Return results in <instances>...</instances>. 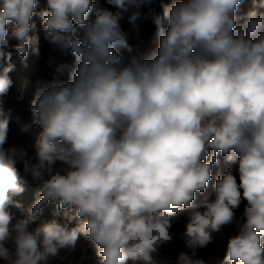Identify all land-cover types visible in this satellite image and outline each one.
<instances>
[{"label": "clouds", "instance_id": "obj_1", "mask_svg": "<svg viewBox=\"0 0 264 264\" xmlns=\"http://www.w3.org/2000/svg\"><path fill=\"white\" fill-rule=\"evenodd\" d=\"M40 3L0 0V97L13 54H39L36 16L74 64L67 79L37 82L23 129H38L30 145L8 146L0 101V264H51L81 238L93 264H151L175 239L177 264H204L198 251L233 223L220 264H264V0L246 13L244 0ZM125 16L136 34L151 20L154 52L129 43ZM219 156L236 169L217 174L213 197L197 204ZM29 180L38 192L24 208L14 197Z\"/></svg>", "mask_w": 264, "mask_h": 264}, {"label": "rangeland", "instance_id": "obj_2", "mask_svg": "<svg viewBox=\"0 0 264 264\" xmlns=\"http://www.w3.org/2000/svg\"><path fill=\"white\" fill-rule=\"evenodd\" d=\"M171 2V0H168ZM44 0L38 5L37 10L44 8ZM156 11H161L159 5H154ZM253 7L251 0H244L241 5V11L246 13ZM142 12H146L147 8H142ZM264 11V9H261ZM37 28L34 32H30V36L39 37V54H33L30 50L27 60H22L18 54H13L12 62L15 65L14 70L9 74L13 84L6 96L0 97L2 106L9 113V135L8 146L21 145L27 146L34 142L38 129L35 127H29L24 131L25 125L31 123L30 105L34 98L37 82L40 80H52V79H67V71H57V68L64 65L63 55L58 49L44 39L43 28L41 18L36 16L33 18ZM140 23L139 33H132L131 25L127 21V17L121 21L122 30L130 33L129 43L134 47L138 46L146 54H151L155 51L158 39L156 36L155 26L151 20H144ZM15 43V41H10ZM117 50L127 56V50L118 47ZM72 56V55H71ZM74 64V57L72 56ZM220 163L217 164V172L212 171L213 180L209 182L206 190L201 193L203 200L206 198H212L214 195V181L217 174H222L227 168L231 167L235 171L236 165L234 163H227L223 156L218 157ZM22 172V169H21ZM202 200V201H203ZM20 203L24 208H28V198L26 195L22 196ZM244 202L240 207L236 209L237 218L241 217L243 212ZM16 215L19 216L18 210H13ZM48 219H56L52 216H48ZM174 233H180L184 230L186 223V214L180 213L172 218ZM237 228L235 224L225 225L221 232L213 234V240L207 245L206 248L199 250L195 258L202 259L204 264H220L223 260L228 239L236 234ZM183 250V244L179 239H175L172 244L165 245L158 249L156 253L152 255L151 264H177V257L179 252ZM95 259L94 250L88 245V242L83 238L79 239L74 249L62 250L60 257L53 260L51 264H93ZM127 264H141V262H134L129 260Z\"/></svg>", "mask_w": 264, "mask_h": 264}, {"label": "trees", "instance_id": "obj_3", "mask_svg": "<svg viewBox=\"0 0 264 264\" xmlns=\"http://www.w3.org/2000/svg\"><path fill=\"white\" fill-rule=\"evenodd\" d=\"M63 62H64V65L68 66L67 68H65L68 73V70L71 68V66H73L71 54L65 55L63 58ZM217 169H218L217 166L213 165L212 171L217 172ZM37 192H38V186L29 180V182L25 185V191L21 195L14 197V199L20 202L22 196L26 195L28 198V207H29L33 203ZM202 200H203L202 194L197 193L195 203L199 204L200 202H202ZM59 217L60 215H57L53 218H59Z\"/></svg>", "mask_w": 264, "mask_h": 264}]
</instances>
